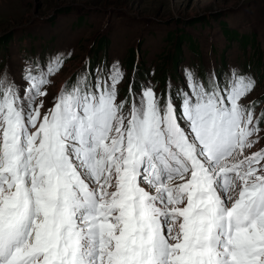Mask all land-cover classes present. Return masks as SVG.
Returning a JSON list of instances; mask_svg holds the SVG:
<instances>
[{
    "label": "rangeland",
    "instance_id": "rangeland-1",
    "mask_svg": "<svg viewBox=\"0 0 264 264\" xmlns=\"http://www.w3.org/2000/svg\"><path fill=\"white\" fill-rule=\"evenodd\" d=\"M57 8L61 9L56 10ZM5 32L7 33L3 40L0 39V74L8 64L12 74L15 69L18 75L24 70L39 75L26 79L33 84L42 82L50 71L51 64L46 57L54 60L55 49L59 54L69 52L72 55L62 74L59 73L58 79L73 66L79 68L86 53L89 54L87 63L91 64L93 51L99 50L98 56L95 53L94 63L75 75V84L82 87L93 76V85L87 92L91 97L87 114L90 117H99L100 112H103L104 116L99 117L102 121H108L110 118L107 114H112L111 127L106 129L104 126L106 133L101 131L98 145L93 148L94 153L98 151L99 154H107L108 159L112 158L111 160L121 164L126 159V167L131 169L144 154L143 151L130 153V147L127 148V153L115 148V143L111 142L123 134L116 128L115 120L137 126L138 147L146 145L145 135L148 140L150 132L153 131V123L156 133L166 123L178 126L180 131L184 123H190V119L198 138L188 135L186 139L195 152L205 146L204 150L212 154L216 145L224 144L228 147L232 141L227 150L234 151L229 152L227 157L219 154V162L213 160L221 147H216L213 157L206 153V163L198 153L191 157L193 162L200 164L199 167L195 166L196 171L202 173L205 164L213 170L214 184L222 193L221 197L220 193L214 191V214L216 212L218 215L216 227L224 219L225 228L227 212L224 205L230 206L233 212L240 198L237 201L236 191H232L239 183L234 180L231 186L224 184L222 168L230 171L229 166H236L238 161H244L248 167L253 168V174L259 176L264 170V157L258 156V151H262L264 146V127L252 132L248 123L253 113H257V108L250 107L249 103L264 106V67L256 59L258 52L261 58L264 57V0H0V37ZM100 36H104V40L98 41ZM138 40L140 43L137 50ZM68 49L71 50L67 51ZM104 52H107L106 61ZM33 53H41L45 64L39 57L33 56ZM102 66L104 70L99 72ZM52 78L53 76L48 79L49 87L46 85L40 90V93L47 90L43 99L37 100L35 97L32 100L36 109L53 101L50 93L58 91V110L60 102L67 99L66 91L60 90L59 84L56 85L57 82L55 79L52 81ZM70 84L66 85V90ZM260 95L262 96L259 97ZM175 105L184 112L185 118L182 119L181 114H175ZM80 109L81 118H85L86 110L83 107ZM243 110L246 115L241 118L242 124L234 128L235 116ZM21 127L25 131L24 140L28 146L42 136L38 126L31 127L29 123L22 121ZM242 133L244 140L241 138ZM123 135L128 140L130 130L127 129ZM106 136L109 142H105ZM167 144L171 150L172 142L167 141ZM172 151L177 155V150L172 148ZM32 158L38 162L48 160L47 146L44 144L37 148ZM178 163L187 165L186 159L181 156ZM177 175L178 172L167 179L163 183L164 187L180 190L184 180ZM251 178L252 174H246V180L240 183L248 182ZM202 183L205 189L201 192V197L214 201L209 184L205 180ZM262 185L264 187V182ZM184 190L185 196L191 192L188 187ZM6 195L7 193L4 196ZM245 196L246 194L242 195ZM188 197L189 195L186 200ZM244 199L240 201L243 202ZM208 201L203 200L204 209L193 211L186 222L187 237H193L188 245L202 241L208 233L210 235L216 229L215 223L211 230L208 229L213 213ZM195 203L198 205L201 201L196 200ZM219 212H223V215L220 216ZM206 215L208 222L200 223ZM234 217L238 218L239 215L235 213L232 219ZM179 224L176 220V226L169 230L168 237L170 243L177 241L170 246L176 251L177 260L181 259L184 250L188 248L185 249L188 239L184 240L182 237L180 240L182 233ZM122 226L127 228L131 223L127 222ZM0 227L1 231L6 226L0 223ZM258 227L257 224L256 228ZM261 238L259 232H252L253 240ZM237 239L240 240V245L235 243ZM237 239H234L232 245L234 250L229 246L230 240L225 241L223 250L231 256H239L234 253L235 250L241 249V253L247 251V242L254 244L243 239L241 235ZM117 241L109 252L113 264H118L126 257L124 244L127 237L119 235ZM211 243V240L201 243L203 251L209 250V256L203 252L198 255L196 250L200 248H188L185 261L188 264L194 261L200 264L207 256L202 264H216L213 257L215 246L213 243V246L210 245ZM261 243L264 244V239ZM177 246L182 248L178 249ZM143 248L132 247L130 254L147 256L149 249ZM254 248L262 253L260 257L251 256L247 252V255L239 259L234 257V263L240 261L241 264H263L264 246L254 245ZM221 255L225 256L220 254L219 257ZM166 260L169 264L173 263ZM36 261L37 259L27 264H37ZM9 263H12L11 259Z\"/></svg>",
    "mask_w": 264,
    "mask_h": 264
},
{
    "label": "bare ground",
    "instance_id": "bare-ground-1",
    "mask_svg": "<svg viewBox=\"0 0 264 264\" xmlns=\"http://www.w3.org/2000/svg\"><path fill=\"white\" fill-rule=\"evenodd\" d=\"M43 153V152H42ZM189 193V192H188ZM190 194H186V196H188ZM220 198V197H218ZM187 201V200H186ZM187 204V202H186ZM249 206V205H248ZM250 207V206H249ZM223 208V207H222ZM226 209V208H225ZM226 212H227V215H228V210L226 209ZM223 212H219L220 216L223 215L222 214ZM215 215H216V222H215V227H216V223L218 221V215L217 213L215 212ZM219 216V218H220ZM226 216V215H225ZM224 216V217H225ZM222 219V217H221ZM226 221V220H225ZM218 227H216L215 231H211L210 232V235L208 236V238L206 240H211L212 243L214 244L215 246V249H214V262L216 264H235L234 263V257H236L237 259L241 258V256H244V255H247L246 253H250L251 256H257V257H260L262 255V253H260L256 248H254V245L255 244H252V243H248L247 242V245H249L247 247V251L244 250L243 253H241V249L240 250H235L234 253L239 255V256H231L229 255V253H227L226 251H224L223 249L225 248V236L228 234V232H231L232 229H230L228 227V223L226 221L225 223V228H224V219L221 220L220 222H218ZM1 228V227H0ZM3 228V227H2ZM225 229V231H224ZM3 230V231H2ZM8 228L5 227L4 229H1L0 231V243L2 241H4L6 239V235L8 233ZM241 235V234H240ZM239 234H236V232H232V237H230L229 240H232L230 243H229V246L234 250L235 248L232 246L233 245V242H234V239L238 236H240ZM184 238H187V233L183 236V239ZM123 239V238H122ZM182 239V238H181ZM185 240V239H184ZM206 240L203 241V243H206ZM221 240H223V243H221ZM240 240H236L235 243L240 245L239 242ZM184 242V241H183ZM250 242V241H249ZM212 243L210 245H212ZM221 243V244H220ZM161 243L156 241V242H153L151 243V247L149 248H146V250L149 249V254L147 255L148 256V259L151 261L149 262L148 264H154L156 261H153V260H156V259H161L162 257H166V259H169L170 262H173L171 264H187L186 261L184 260V254H185V251L183 252L182 254V257L180 260H177L176 257H177V253L176 251H174V248L171 249H165L164 246L160 245ZM179 244V243H178ZM189 244V239L188 241L186 242V246H185V249L187 247V245ZM213 246V245H212ZM172 247V246H171ZM176 248L178 249H181L182 247L181 246H177ZM213 248V247H212ZM211 248V249H212ZM241 248V247H240ZM144 249V248H142ZM134 250V249H133ZM135 250H137L135 248ZM145 250V251H146ZM140 251V250H139ZM143 252V251H142ZM178 252V251H177ZM226 252V253H225ZM111 254V253H110ZM179 254V252H178ZM220 254H225V256H222L219 257ZM233 254V253H232ZM112 256V255H111ZM179 256V255H178ZM187 256V255H186ZM122 257V256H121ZM176 259V261H174ZM118 260V259H117ZM157 261H161V260H157ZM40 260H37L36 263L39 264ZM114 263V262H113ZM169 263V262H168ZM237 264H241V262L239 261ZM264 264V262H263Z\"/></svg>",
    "mask_w": 264,
    "mask_h": 264
},
{
    "label": "trees",
    "instance_id": "trees-1",
    "mask_svg": "<svg viewBox=\"0 0 264 264\" xmlns=\"http://www.w3.org/2000/svg\"><path fill=\"white\" fill-rule=\"evenodd\" d=\"M59 9H61V8H57L56 10H59ZM6 33H7V32L3 33V35L0 37L1 40L4 38V36L6 35ZM99 39H101V37H99L98 40H99ZM99 41H100V40H99ZM256 59H257V62H261V65H263V67H264V57L261 58L259 52H258V54H257V56H256ZM261 96H262V95H260L259 97H261ZM254 104H255V103H254ZM259 117H260L259 120H260L261 125L264 126V114H262L261 116L259 115Z\"/></svg>",
    "mask_w": 264,
    "mask_h": 264
}]
</instances>
